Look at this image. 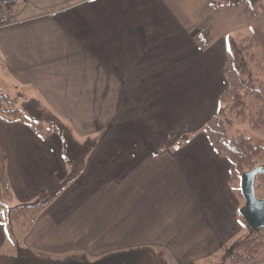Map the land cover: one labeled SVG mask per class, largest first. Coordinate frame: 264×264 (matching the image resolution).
I'll list each match as a JSON object with an SVG mask.
<instances>
[{
	"label": "crops",
	"instance_id": "obj_1",
	"mask_svg": "<svg viewBox=\"0 0 264 264\" xmlns=\"http://www.w3.org/2000/svg\"><path fill=\"white\" fill-rule=\"evenodd\" d=\"M209 1L23 0L12 8V24L0 30V91L19 106L37 98L92 149L29 231L10 227L0 210V251L11 242L10 253L95 259L153 247L169 264H238L228 247L251 228L230 163L204 133L228 86L225 33L237 29L215 39L216 13L232 11ZM0 141L12 205L67 176L57 133L0 118ZM257 192L264 199V184ZM250 264H264V247Z\"/></svg>",
	"mask_w": 264,
	"mask_h": 264
},
{
	"label": "trees",
	"instance_id": "obj_2",
	"mask_svg": "<svg viewBox=\"0 0 264 264\" xmlns=\"http://www.w3.org/2000/svg\"><path fill=\"white\" fill-rule=\"evenodd\" d=\"M209 2L215 8L222 6L243 7L244 12L252 18L258 17L264 10V0H210ZM251 33L250 37L242 40H236L232 36L226 39L227 55L223 72L228 86L220 93L218 109L204 127V133L215 151L228 159L230 182L235 185L240 196V179L243 173L259 165H264L263 145L254 144L253 139L245 134H238L230 139L226 128L227 125L232 126L237 118H245L248 108L245 98L248 95H254L260 101L257 112L251 113L250 119L256 127L264 126V81L253 73L252 64L256 62L257 58L255 54L251 53L254 45H264L263 26L261 24L253 26ZM198 39L205 45L210 41V35L204 33ZM0 118L9 122H25L39 135L57 133L64 143V155L69 171L63 181L41 193L33 202L12 205L14 196L7 174V154L0 141V210L7 211V221L11 227L29 231L35 224L38 215L52 203L68 183L82 172L86 157L92 149V142L80 143L62 119L45 107L37 98H30L19 106L16 98L0 91ZM188 139L189 136L184 135L180 141ZM256 183L264 184V173L257 176ZM242 201L244 204L243 198ZM263 247L264 241L259 236V232L251 229L247 235L238 238L229 245L228 255L235 263L250 264ZM0 264L169 263L164 254L153 247L131 248L95 259H91L84 253L58 258L28 247H21L14 255L0 254Z\"/></svg>",
	"mask_w": 264,
	"mask_h": 264
},
{
	"label": "rangeland",
	"instance_id": "obj_3",
	"mask_svg": "<svg viewBox=\"0 0 264 264\" xmlns=\"http://www.w3.org/2000/svg\"><path fill=\"white\" fill-rule=\"evenodd\" d=\"M222 7H224L223 9L227 11L231 10L232 12L225 13L224 18L223 15L221 14L222 13L221 11L216 13V18H217L216 23H213V25H211V27L209 26L208 28L210 29V33L215 39L216 36L219 37L220 31L222 29L229 30L230 28L233 29L234 27H236L237 29L236 32L227 31L228 33H225V35L227 36L230 35L236 40H242L245 39L246 37H250L252 34L250 26L261 24L263 26V32H264V10L261 11L258 17L252 18L249 17L244 12L243 7L240 8H228L226 6H222ZM222 19L223 21L226 22L223 25H219L221 23V22L219 23V21ZM204 32L208 33L206 31ZM251 53L255 54L257 58L256 62L252 64L253 73L259 79L264 81V45L263 46L254 45L251 49ZM245 102L248 107L246 109V116L243 119L237 118L232 126L227 125L226 128H227L228 137L232 139L236 137L238 134H245L253 139L254 144L256 145L259 144L264 146V126L256 127L255 123L250 119L251 113L255 114L257 112L260 101L254 95H248L245 98ZM257 196L262 197V195H260V193L258 192H257ZM10 250H11V242H8L6 248H4L3 251H0V254H5V255L17 254L16 253L17 251H13V253H10L11 252ZM74 254H81V252H74ZM86 255L88 257L90 256V254L89 255L86 254ZM209 264H217V263H209Z\"/></svg>",
	"mask_w": 264,
	"mask_h": 264
},
{
	"label": "water",
	"instance_id": "obj_4",
	"mask_svg": "<svg viewBox=\"0 0 264 264\" xmlns=\"http://www.w3.org/2000/svg\"><path fill=\"white\" fill-rule=\"evenodd\" d=\"M262 173L264 165H259L244 172L240 179V193L244 200L240 215L256 232L264 229V199H259L256 195V179Z\"/></svg>",
	"mask_w": 264,
	"mask_h": 264
},
{
	"label": "built area",
	"instance_id": "obj_5",
	"mask_svg": "<svg viewBox=\"0 0 264 264\" xmlns=\"http://www.w3.org/2000/svg\"><path fill=\"white\" fill-rule=\"evenodd\" d=\"M23 0H0V30L12 24V8Z\"/></svg>",
	"mask_w": 264,
	"mask_h": 264
}]
</instances>
